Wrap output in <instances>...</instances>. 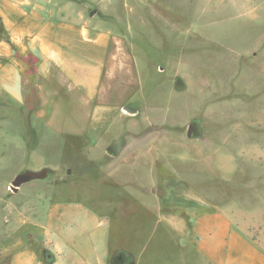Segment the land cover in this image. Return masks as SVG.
I'll return each instance as SVG.
<instances>
[{"label": "crops", "instance_id": "obj_1", "mask_svg": "<svg viewBox=\"0 0 264 264\" xmlns=\"http://www.w3.org/2000/svg\"><path fill=\"white\" fill-rule=\"evenodd\" d=\"M68 3L1 2L0 97L24 106L34 93L33 116L62 140L52 166L104 191L40 197L29 211L41 222L9 235L7 264H264L225 213L202 212V193L177 175L175 161L189 147L135 144L150 127L171 135L165 117L159 123L146 113L149 126L139 127L143 78L127 24L93 20L89 6L77 12ZM27 56L38 59L34 81ZM38 169L20 184L45 181L46 168Z\"/></svg>", "mask_w": 264, "mask_h": 264}, {"label": "rangeland", "instance_id": "obj_2", "mask_svg": "<svg viewBox=\"0 0 264 264\" xmlns=\"http://www.w3.org/2000/svg\"><path fill=\"white\" fill-rule=\"evenodd\" d=\"M72 1L71 10L89 6L93 20L125 23L136 37L132 47L143 78L139 127L148 128L147 114L159 123L165 117L171 136L150 127L135 144L172 140L176 151L189 147L175 168L202 193V212L225 213L264 254V0ZM24 62L34 81L38 59L27 56ZM35 105L34 93L24 106L0 97V264L8 262L3 246L9 235L41 222L29 211L39 207L40 197L104 191L52 166L60 164L62 140L35 119ZM40 166L45 181L11 183Z\"/></svg>", "mask_w": 264, "mask_h": 264}, {"label": "water", "instance_id": "obj_3", "mask_svg": "<svg viewBox=\"0 0 264 264\" xmlns=\"http://www.w3.org/2000/svg\"><path fill=\"white\" fill-rule=\"evenodd\" d=\"M21 181L22 180H19V178H17L15 182H13V186L16 187V185L20 184Z\"/></svg>", "mask_w": 264, "mask_h": 264}]
</instances>
